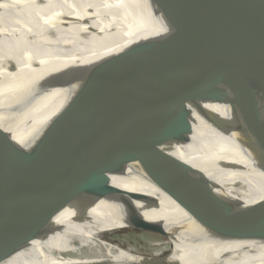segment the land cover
I'll return each mask as SVG.
<instances>
[{
  "label": "bare ground",
  "instance_id": "6f19581e",
  "mask_svg": "<svg viewBox=\"0 0 264 264\" xmlns=\"http://www.w3.org/2000/svg\"><path fill=\"white\" fill-rule=\"evenodd\" d=\"M198 3L206 7L208 14H213L214 24L225 23L229 27L205 44L208 60L224 50L232 55L230 49L238 45L236 41L241 45L236 47L239 50L235 54L238 51L242 54L240 49L248 41L264 33L236 20L217 0H198ZM258 9L264 11V6L254 8ZM174 32L152 0H0V111L22 110L28 113L31 125H37L74 95L83 74L142 44L164 41ZM193 55L197 62L200 55ZM167 58L165 56L163 61ZM177 58L182 62V56ZM219 61H215L216 65ZM159 62H154L155 69ZM236 63L217 72L223 67L214 66L210 80L190 88L204 91L220 87L243 70L245 64L239 62L235 67ZM197 73L200 70L192 75L185 73L188 78L183 82H196ZM152 76L155 78L154 73ZM123 78L109 82V86L119 91L120 85L130 80ZM47 80H60L62 84L37 92L38 87L47 82L50 86ZM125 87L123 95L128 92ZM179 88L173 93L184 91L183 85ZM169 94L171 92L155 95L157 99L140 100L137 104L144 105L128 114L145 111ZM209 108L221 117L228 112L223 105ZM52 109L55 110L50 112ZM120 110L96 108L89 113L105 115ZM17 124L15 132L19 131ZM29 137L21 135L19 140L25 143ZM166 151L202 171L209 185L170 183L166 177L186 182L197 178L164 164L111 175V185L156 199L159 209H148L136 203L139 211H131L105 199L59 196L55 200L59 212L47 211L34 218L26 227L33 230L29 242L0 257V264H264V211L250 207L264 196L236 198L223 190L228 185H254L264 191V156L238 146L232 137L223 135L195 115L190 142L167 147ZM224 165L229 169H221ZM173 199L215 202L213 209L230 213L244 238L232 236L231 225L216 215H210L212 225H205L192 212H184ZM125 230L156 234L163 241L188 245L187 251L172 260H156L115 242L112 235Z\"/></svg>",
  "mask_w": 264,
  "mask_h": 264
},
{
  "label": "water",
  "instance_id": "95a60500",
  "mask_svg": "<svg viewBox=\"0 0 264 264\" xmlns=\"http://www.w3.org/2000/svg\"><path fill=\"white\" fill-rule=\"evenodd\" d=\"M152 1L174 29L172 36L156 44H142L83 74L74 95L37 125H31L28 113L22 110L0 111V257L29 242L33 230L26 227L34 218L47 211L59 212L55 207L59 196L105 199L131 211H139L136 203L158 210L156 199L111 185L110 176L125 170L147 168L152 164L171 165L197 180L186 182L166 177L170 183L209 185L202 171L166 151L167 147L190 142L194 115L223 135L232 137L238 146L264 156V33L260 32L240 49L245 54L239 51L235 54L241 45L236 41L237 48L230 49L232 55L224 50L208 60L205 44L229 27L225 23L218 24L219 27L214 24L213 14H208L198 0ZM217 1L239 22L264 30V11L254 10L264 6V0ZM197 53L200 57L196 62L193 54ZM165 56L168 58L164 62ZM179 56L183 57L182 62L177 60ZM217 59L220 60L217 65L223 68L216 72L229 68L234 61L237 62L233 64L235 67L239 62L245 65L240 73L218 88L204 91L190 88L210 80ZM159 60L155 69L154 62ZM195 70H200L194 75L196 82H183ZM153 73L155 78L151 77ZM120 76L130 80L116 91L109 82ZM49 82L50 86L47 82L38 87L37 92L62 84L60 80ZM181 83L184 91L173 93L178 87L182 88ZM123 86L128 91L124 95ZM170 92L151 108L128 114L144 105L137 104L140 100L157 99L155 95ZM134 103L135 107H125ZM211 105L226 106L225 118L212 111ZM96 108L122 110L105 115L89 113ZM16 124L17 132L14 131ZM21 135H30L29 140L21 142ZM221 169L229 167L224 165ZM173 200L205 225H212L210 215L218 216L231 225L232 236L244 238L230 213L213 209L215 202ZM250 207L264 211V199ZM202 209H205L203 213Z\"/></svg>",
  "mask_w": 264,
  "mask_h": 264
},
{
  "label": "rangeland",
  "instance_id": "374dc122",
  "mask_svg": "<svg viewBox=\"0 0 264 264\" xmlns=\"http://www.w3.org/2000/svg\"><path fill=\"white\" fill-rule=\"evenodd\" d=\"M49 102V100H46ZM255 180V178H254ZM221 188H215L219 190ZM232 193L236 198H240L242 195L249 196L251 198L260 199L264 196V191L259 186H233L228 185L224 187L223 190ZM122 235H121V234ZM115 242L119 243L121 246H128L130 249L137 252L143 253L145 256H152L159 261H168L180 256H184L187 248L183 245H175L169 241H163L160 236L145 232V231H120L112 235ZM161 238V239H160ZM215 245L214 243H212Z\"/></svg>",
  "mask_w": 264,
  "mask_h": 264
}]
</instances>
